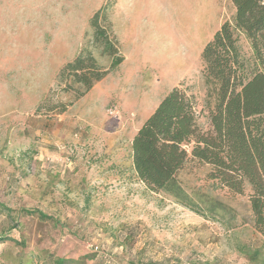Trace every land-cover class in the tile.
Returning <instances> with one entry per match:
<instances>
[{
  "label": "rangeland",
  "instance_id": "rangeland-1",
  "mask_svg": "<svg viewBox=\"0 0 264 264\" xmlns=\"http://www.w3.org/2000/svg\"><path fill=\"white\" fill-rule=\"evenodd\" d=\"M103 5L122 63L64 113H37L45 98L73 100L55 76L81 49L109 68L91 48ZM233 15L230 0H0V264H264L249 188L232 195L189 161L178 201L148 190L131 164L133 135L173 87L194 96L208 128L200 54ZM239 46L251 61L243 35Z\"/></svg>",
  "mask_w": 264,
  "mask_h": 264
},
{
  "label": "trees",
  "instance_id": "trees-1",
  "mask_svg": "<svg viewBox=\"0 0 264 264\" xmlns=\"http://www.w3.org/2000/svg\"><path fill=\"white\" fill-rule=\"evenodd\" d=\"M230 1L232 22H223L200 54L208 128L203 130L198 125L202 111L194 96L180 86L173 87L133 135L131 164L136 178L148 190L166 192L178 201L183 196L178 174L189 161L208 165V179L232 195H243L249 188L252 227L264 239V0ZM107 9L103 5L94 12L89 26L91 48L110 58L109 68H101L90 49H81L55 76L59 91L72 93L73 100L68 104L48 103L45 98L37 113L43 108L64 113L122 63L120 44L106 19ZM240 35L249 43L251 61L240 50ZM0 209L6 210L1 202ZM22 212L48 219L39 211ZM8 240L0 236V243ZM257 257L254 254L251 259L256 262ZM50 260L48 264L83 261Z\"/></svg>",
  "mask_w": 264,
  "mask_h": 264
},
{
  "label": "built area",
  "instance_id": "built-area-1",
  "mask_svg": "<svg viewBox=\"0 0 264 264\" xmlns=\"http://www.w3.org/2000/svg\"><path fill=\"white\" fill-rule=\"evenodd\" d=\"M108 113L112 116H115L118 114V111L115 107H111L109 110H108ZM93 252H95L97 254L98 257H101L103 258V255L101 253V250H98V247L97 246H94L93 247Z\"/></svg>",
  "mask_w": 264,
  "mask_h": 264
},
{
  "label": "crops",
  "instance_id": "crops-1",
  "mask_svg": "<svg viewBox=\"0 0 264 264\" xmlns=\"http://www.w3.org/2000/svg\"><path fill=\"white\" fill-rule=\"evenodd\" d=\"M97 264H99V262H97Z\"/></svg>",
  "mask_w": 264,
  "mask_h": 264
}]
</instances>
